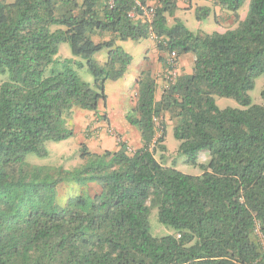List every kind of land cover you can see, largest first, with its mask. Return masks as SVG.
Listing matches in <instances>:
<instances>
[{"label":"trees","instance_id":"16d2710c","mask_svg":"<svg viewBox=\"0 0 264 264\" xmlns=\"http://www.w3.org/2000/svg\"><path fill=\"white\" fill-rule=\"evenodd\" d=\"M149 1L0 0V264H264V105L249 95L264 74V0H214L238 24L212 33L178 19L170 26L179 0H156L152 23L130 16L141 12L137 2ZM211 12L198 7V19ZM152 34L162 53L192 55L193 71L160 99L153 72H140L127 119L143 146L129 154L126 142L103 152L83 145V162L72 169L29 164L28 153L47 155L46 142L74 134L65 116L75 108L97 111L106 83L127 73L133 56L118 42ZM64 42L86 59L95 86L69 60L55 68ZM102 51L103 63L96 58ZM217 95L246 108H220ZM166 114L179 153L200 174L156 157L166 148ZM202 151L207 162L199 161ZM65 180L99 189L61 202ZM155 207L172 234L152 235Z\"/></svg>","mask_w":264,"mask_h":264},{"label":"rangeland","instance_id":"374dc122","mask_svg":"<svg viewBox=\"0 0 264 264\" xmlns=\"http://www.w3.org/2000/svg\"><path fill=\"white\" fill-rule=\"evenodd\" d=\"M200 6H208L212 9L211 14L202 20H199L197 16V8ZM248 9L249 1L245 2L238 11L241 18H245ZM176 19L182 21L190 30L201 33L225 32L228 29L235 28L238 24L234 13L215 5L214 0H179L176 14L174 17H169L168 24L172 26L176 22ZM99 39L100 37H96V40ZM152 44V40L149 38L142 39V44L134 41L131 50L134 52L137 49H141L142 51L134 54L132 65L124 78L119 81H108L107 99L100 100L97 111L90 112L82 108H75L73 115L65 116L66 122L73 129L74 134L64 140L46 142L47 155H38L31 152L26 155V161L32 165L72 169L83 162V158L81 157L83 145H86L91 152L114 151L120 147L122 142L127 143L129 154H134L140 149L143 145H139L136 140V142L133 141V137L131 136L128 137L129 140L125 139L123 132L127 134V129L139 130L136 125L129 123L127 115L134 108L138 97L137 77H135V74L140 71L141 63L145 59V52L147 49L152 48ZM104 53H107V51H102L98 54L99 56L96 55V58L101 63L106 60ZM168 53L160 69H156V63L153 58L151 60L152 63L149 62L146 66L147 69L153 72L152 74L156 78L157 83L159 81L157 91L158 99L162 97L165 89H168L166 82V73L169 68ZM179 59V76L188 73V69H193L192 55H185L183 61ZM56 60L55 68H63L66 65L65 61L69 60L70 66L77 71L79 76L84 81L95 86V78L86 65V59L83 56L75 55L72 52L70 43L64 42L60 45ZM50 71L51 66L48 67L46 75L50 74ZM263 90L264 74L256 77L254 87L249 91L252 104L264 105V99L262 97ZM215 99L220 108H246V106L242 105L233 97H221L217 95ZM157 122L159 125V121ZM165 126L166 135L163 145L166 148L158 150L156 157L166 165L175 166L185 173L200 174V167L189 163L186 155L179 153L180 140L175 137L174 121L170 118L169 114L165 115ZM160 135L161 131H158L157 136L159 137ZM209 156L208 151H202L199 156V161L207 162ZM58 189V199L64 202L68 197L77 194H83L86 197L92 198L99 187L94 182L85 183L75 180H65L59 184ZM149 220L150 231L155 237H163L175 231L172 226L159 221L158 207L152 209Z\"/></svg>","mask_w":264,"mask_h":264},{"label":"crops","instance_id":"0c3cea01","mask_svg":"<svg viewBox=\"0 0 264 264\" xmlns=\"http://www.w3.org/2000/svg\"><path fill=\"white\" fill-rule=\"evenodd\" d=\"M154 2H156V0H151V1H149V3H154ZM178 3H179V1H178ZM150 40H152V48H149V49H147V51L145 52V59H143V62L141 63V66H140V71L137 73V74H135V77H137V79H138V77H139V75H140V72L144 69V68H146V66H147V64L149 63V62H151L152 63V58H153V60H155V67H156V69H160V67H162V65H163V63L165 62V58H166V55H167V52L166 53H162L161 51H160V49L157 47V45H156V41L155 40H153L151 37L149 38ZM133 41V40H132ZM131 40H127V41H119L118 43L120 44V45H122L124 48H125V50H127L133 57H134V54H137V53H140L142 50L141 49H137V50H135L134 52L131 50V47L133 46L132 44H133V42H132ZM155 41V42H154ZM135 42H138V43H140V44H142V40H139V41H135ZM101 53V52H100ZM100 53H98V54H100ZM97 54V55H98ZM105 55H106V59H107V53H104ZM161 55H163L164 56V62L160 59L161 58ZM99 56V55H98ZM189 56V55H188ZM156 57V58H155ZM184 57L185 56H181L180 57V59L179 60H182L183 61V59H184ZM134 59V58H133ZM132 62H133V60H132ZM132 65V63L130 64V66ZM130 66H129V68H130ZM129 70V69H128ZM192 71H193V69L191 68V69H188L187 70V72L188 73H192ZM127 74V73H126ZM125 74V75H126ZM124 75V76H125ZM122 78H124V77H122ZM121 78V79H122ZM121 79H119V80H121ZM119 80H116V81H119ZM137 81V80H136ZM158 83H159V81H158ZM107 87H108V82L106 83V93H107ZM158 91V90H157ZM107 95H108V93H107ZM158 96V95H157ZM90 112H91V110H89ZM135 132H136V134H135ZM123 134H124V138L125 139H127V140H129L128 139V137H133V141H138V143H139V145H143V143H142V139H141V135H140V131L138 130V131H134L133 129H127V134L125 133V132H123ZM135 136H137V137H135ZM135 141V142H136Z\"/></svg>","mask_w":264,"mask_h":264},{"label":"built area","instance_id":"2783aa9c","mask_svg":"<svg viewBox=\"0 0 264 264\" xmlns=\"http://www.w3.org/2000/svg\"><path fill=\"white\" fill-rule=\"evenodd\" d=\"M137 4L140 6L141 12L138 14L136 10H132L130 12L131 17H138L142 18L145 21L152 23L155 15V9H156V2L149 3L147 6H142L139 2ZM154 40H156V36L152 34L151 36ZM168 71L166 73V82H167V88H169L171 85H173L177 79H178V54L177 52L171 51L168 53Z\"/></svg>","mask_w":264,"mask_h":264}]
</instances>
